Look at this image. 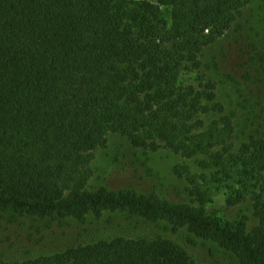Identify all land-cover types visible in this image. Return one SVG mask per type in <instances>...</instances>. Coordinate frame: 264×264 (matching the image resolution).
I'll use <instances>...</instances> for the list:
<instances>
[{
  "label": "trees",
  "instance_id": "1",
  "mask_svg": "<svg viewBox=\"0 0 264 264\" xmlns=\"http://www.w3.org/2000/svg\"><path fill=\"white\" fill-rule=\"evenodd\" d=\"M244 0H0V209L36 218L124 211L185 227L239 264H264V141L233 149L232 123L201 74ZM195 79L187 82L186 76ZM220 119L206 124L203 115ZM118 134L134 147L200 157L175 174L200 197L227 181L226 204L251 203L255 224L133 190L91 189L94 152ZM0 264H195L162 238L116 237Z\"/></svg>",
  "mask_w": 264,
  "mask_h": 264
},
{
  "label": "rangeland",
  "instance_id": "2",
  "mask_svg": "<svg viewBox=\"0 0 264 264\" xmlns=\"http://www.w3.org/2000/svg\"><path fill=\"white\" fill-rule=\"evenodd\" d=\"M142 1L155 3V0ZM244 1L245 7L232 28L203 50L200 70L203 82L215 85V100L222 105V115L231 119L234 150L250 139L264 141V0ZM184 79L191 82L195 77ZM203 119L209 124L220 118L214 113L203 115ZM201 159L184 158L162 145L156 152H150L110 133L106 146L94 152L88 186L110 191L133 190L170 205L199 206L221 222L245 218L247 225L253 226L249 201L227 206V181L210 177L200 197L190 194V185L174 169L188 168L193 175L200 176ZM116 237L170 240L183 247L195 264H239L218 244L195 236L185 227L176 228L164 221L148 222L124 211H107L77 220L36 218L0 209L2 260H23Z\"/></svg>",
  "mask_w": 264,
  "mask_h": 264
}]
</instances>
